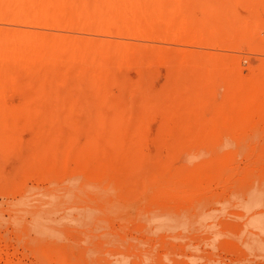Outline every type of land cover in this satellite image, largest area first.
<instances>
[{"label": "rangeland", "instance_id": "rangeland-1", "mask_svg": "<svg viewBox=\"0 0 264 264\" xmlns=\"http://www.w3.org/2000/svg\"><path fill=\"white\" fill-rule=\"evenodd\" d=\"M0 264H264V0H0Z\"/></svg>", "mask_w": 264, "mask_h": 264}, {"label": "bare ground", "instance_id": "bare-ground-1", "mask_svg": "<svg viewBox=\"0 0 264 264\" xmlns=\"http://www.w3.org/2000/svg\"><path fill=\"white\" fill-rule=\"evenodd\" d=\"M20 41V40H19Z\"/></svg>", "mask_w": 264, "mask_h": 264}]
</instances>
